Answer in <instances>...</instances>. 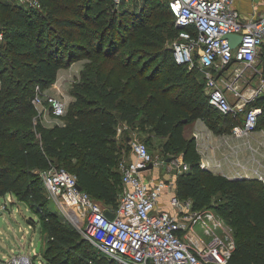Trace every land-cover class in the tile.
<instances>
[{
    "label": "trees",
    "instance_id": "1",
    "mask_svg": "<svg viewBox=\"0 0 264 264\" xmlns=\"http://www.w3.org/2000/svg\"><path fill=\"white\" fill-rule=\"evenodd\" d=\"M37 1L38 7L13 10L0 2L5 50L10 53L9 76L6 66L0 68V197L11 194L40 217L50 238L49 250L55 251L48 263L67 264L66 255L79 236L47 208L39 173L55 161L65 163L82 191L113 211L122 191V173L110 168L122 148L117 146L115 129L126 124L137 132L147 128L152 136L184 147L189 172L175 180L178 197L191 199L193 208L202 210L210 205L213 189L228 203L226 220L239 217L234 248L225 264H264V183L257 178L213 177L195 159L194 140L182 146L184 127L197 119L216 133H230L241 117L212 108L200 72L177 64L172 49L164 46L166 37L159 30L164 19L170 18L171 33L175 39L178 35L168 1L152 6L151 0H141L143 8L136 12L116 8L113 0ZM61 12L73 16H60ZM46 22L56 29L52 37L46 34ZM108 33L116 37L113 42L107 43ZM76 34L64 45L66 37ZM82 59L86 61L74 86L78 95L67 114V127L34 124L36 86L46 90L55 83L59 69ZM257 101L262 103L254 104L262 107L258 128L263 129L264 95ZM214 112L224 121L219 128Z\"/></svg>",
    "mask_w": 264,
    "mask_h": 264
},
{
    "label": "built area",
    "instance_id": "2",
    "mask_svg": "<svg viewBox=\"0 0 264 264\" xmlns=\"http://www.w3.org/2000/svg\"><path fill=\"white\" fill-rule=\"evenodd\" d=\"M128 0H113L116 8ZM29 7H38L29 0ZM178 35L172 45L177 64L196 68L202 75L208 93V104L222 114L240 116L230 134L244 137L258 132L262 107L251 104L264 95V0H247V8L238 0H168ZM228 34L240 35L241 42L229 45ZM1 35V33H0ZM237 65L234 68L233 66ZM250 70V82L259 76L258 86L252 85L242 73ZM233 70V71H232ZM243 79L245 87L241 85ZM32 104L40 114L45 107L54 117L65 113V103L35 88ZM228 93L235 96L229 101ZM134 159L121 165L122 191L117 207L109 219L103 206L88 193L77 189L76 176L66 169L51 167L41 172L48 198L66 202L84 210L91 243L106 256L120 264H225L234 242L215 234L219 223L213 214L193 208L191 199L178 197L174 184L168 180H145L152 169L166 166L157 159L143 141H131ZM210 164H202V167ZM207 165V166H206ZM180 169L187 170L183 164ZM181 171V170H179ZM147 176V175H146ZM264 183V174L256 173ZM169 191L172 211L158 209L163 192ZM200 225L207 240L202 246L187 242L181 231ZM200 242V241H199ZM8 264H34L30 256L13 257Z\"/></svg>",
    "mask_w": 264,
    "mask_h": 264
},
{
    "label": "rangeland",
    "instance_id": "3",
    "mask_svg": "<svg viewBox=\"0 0 264 264\" xmlns=\"http://www.w3.org/2000/svg\"><path fill=\"white\" fill-rule=\"evenodd\" d=\"M29 0H0L3 4L7 5L11 10L15 9L16 7L28 6ZM141 0H128L125 1L119 8L120 9H127L133 12H136L137 10H140V8H143V6L139 7L141 5ZM168 0H151L152 6L161 3L165 4V2ZM76 3V2H75ZM79 4H84L83 1H81ZM76 6L77 3H76ZM145 12V11H144ZM42 14L46 17L47 12L45 9H43ZM60 16H73L72 13H60ZM0 13V21L3 20L4 17ZM10 25H7L6 28H9ZM46 34L47 36H53L55 34V27L53 25H50V23L46 22ZM0 24V61L2 60V63H0V68H3L4 66L7 67V72L5 73V76H9V64H10V53L5 50V44H6V36L1 29ZM52 29V30H51ZM94 32L98 33L100 29H97L93 27ZM165 34V42L164 46L166 48L171 49L173 42L175 40V35L172 34L173 25L170 20V18H166L163 20V23H161V28L159 29ZM76 33V31H74ZM116 35L120 36L119 31H115ZM114 33V32H113ZM115 35V33H114ZM114 35L107 34L106 39L107 43L110 42V40L113 42L114 38H116ZM50 37V38H51ZM78 37V34L73 35L71 38L66 37L64 40V45L68 44V42H73L75 38ZM124 49V46L120 48L119 53H121ZM107 52H110L109 47L105 48ZM65 58H67V53L64 54ZM135 59V58H134ZM75 62V63H74ZM74 64L77 65H68L64 66L60 72L59 75H57V79L53 85H51L49 88H47L45 91L46 94L52 95L60 100H62L65 103V113L61 117H54L49 113L46 106L45 107H39L40 114H38V111L36 115L34 116L33 123L36 124L37 122H40L42 126L50 129L54 126H57L59 128H66L68 121H67V114L72 110V104L75 101L76 96L78 95L76 92V89L74 88L75 84L79 81V70L81 68L82 63H76L74 61ZM111 64V62L109 63ZM237 67V65H234L232 68ZM194 74L196 73L197 69L193 68ZM232 70V71H233ZM242 73L245 77L248 78L250 82V70L247 68L242 69ZM197 74V73H196ZM241 85L244 86L245 82L243 79L240 80ZM259 76H255L254 80L250 82L254 86H258L260 83ZM245 87V86H244ZM230 95V94H229ZM229 101L231 103L235 102V96L231 94L229 97ZM259 104L257 98L251 102V104ZM99 105V104H97ZM36 109V108H35ZM214 122L217 124V128H219L221 125H223V118L219 116L216 112L212 115ZM197 119L189 124H187L184 127L183 136H184V143L182 146H184L185 142L193 139V147L196 152L195 159L198 161L199 166L203 170H209L213 177L221 176L224 178H230L228 177L231 175L225 174L223 172H217V169H214L213 165L215 164V161L225 160L226 162H231L232 160L237 161V158L240 159L243 162V159L248 161V154L244 151H241L239 149V145H244L243 142H249L251 141L252 136H244V137H234L231 136L230 133L225 132L226 139H225V148H222L221 151H219L218 157H207L205 152L202 150V146H200V142L202 141L203 131L201 127H203L202 124L198 122ZM203 124L210 130L213 134H222V133H216V130H211L207 124L201 120ZM198 125H202L199 127ZM124 124H118L115 129V136H118V145L122 148H120V155L117 156V161L114 162L110 168L111 170H114L120 174L121 172V165L129 160H131L130 155V142L131 141H143L145 142L149 148L150 152L153 154V156L157 159H164L167 163L166 166L161 168V174L160 178L168 180V182H171L175 185V182L173 179L176 180L177 176L181 174L182 172H189V161L185 160V152L184 147H176L172 144L171 140H168L166 138L162 137H155L152 136V134L149 133L147 128H144L141 130V132H137V129H131L127 127L125 129ZM204 126V128H205ZM263 127V126H262ZM258 130V133H256V137H259V139L264 138V128ZM118 128L121 130L119 131ZM134 132V134L132 133ZM255 134V133H254ZM61 135V133H60ZM131 136L129 141H126V137ZM255 137V138H256ZM39 135L35 138L36 141H38ZM66 139V138H65ZM250 139V140H249ZM257 139V138H256ZM258 145L260 143L258 142ZM261 146V145H260ZM109 148V147H107ZM117 149V147H116ZM264 148L261 147V150L263 151ZM248 151V150H247ZM250 155V154H249ZM241 157V158H239ZM214 159V160H213ZM251 159V158H250ZM211 160V161H210ZM258 160V158H257ZM214 161V162H213ZM74 160L72 161V163ZM207 162L210 164V166L207 168L205 165L202 167V164H207ZM183 164L187 165V170H184L183 168L180 169ZM64 168L68 172H71L70 167H67L65 163H60L55 161L53 166L51 167H57ZM207 166V165H206ZM50 167V168H51ZM218 168V166H217ZM47 168L46 170H48ZM155 169V168H154ZM212 169V171L210 170ZM181 170V171H179ZM154 173V170H152ZM40 175V188L41 191L45 196H48L45 187L42 185V177L41 173ZM234 177L230 179H252L255 178L251 176H245L241 174H233ZM42 182V183H41ZM209 202L210 205L208 207H205L204 209L200 211H206L214 215L216 221L219 223V227L216 229L215 234L223 237L226 242H234V236L238 229L237 222L239 220V217L236 215H231V221L226 220L225 216L227 214H230L229 209H227V201L225 198H222L220 193L218 191H215L211 189L209 191ZM47 208H49L51 211L55 212L58 216V219L61 220L63 223H66L70 226L72 230H74L78 234V238L73 241L71 244V247L68 251V255H66V258H68L69 262L67 264H95L96 261H98V264H120L118 261L106 256L102 252H100L92 243L89 238V231H88V224L85 216V212L83 209L76 207V206H70L66 202L52 200V198H48ZM234 208V207H233ZM199 210V209H197ZM0 219L2 220V225L0 226V264H8L10 260L13 257L18 256H30L32 260L34 261V264H50L48 263V256H52L54 254V250H49V236L47 234V231L44 230L43 223L40 220L39 216L32 215V210L24 202H21L17 200L16 197H14L11 194H8L4 197H0ZM46 222L47 219H45ZM195 231L204 239L207 240V236L203 234V228L200 225L195 226ZM39 244V251H37V246ZM82 244L80 249H76L77 246ZM65 258V257H64Z\"/></svg>",
    "mask_w": 264,
    "mask_h": 264
},
{
    "label": "crops",
    "instance_id": "4",
    "mask_svg": "<svg viewBox=\"0 0 264 264\" xmlns=\"http://www.w3.org/2000/svg\"><path fill=\"white\" fill-rule=\"evenodd\" d=\"M238 6H242L241 8L245 9L247 8V0H238ZM86 60L82 59V60H78L76 61V63H82L81 64V68L79 70V72L81 71L84 62ZM75 63V62H74ZM72 63L71 65H77ZM62 69V68H61ZM58 71V75L60 70ZM229 95V93H228ZM198 122L200 124L203 125V127H201L202 125H198L199 127H201L202 131H203V136H202V141L200 142V146H202V150L203 152H205L207 157H218L217 155L219 154V151L222 150V148H225V139L227 138L225 133L222 134H213L210 130H208V128L203 124V122L201 120H198ZM125 129L128 127L126 124H124ZM205 126V128H204ZM118 130L120 131L121 129L118 128ZM134 134V132H132ZM256 133L255 132L250 134V136H252L251 141L249 142H243L244 145H239V149L241 151H244L246 154H248V161L243 159V162L237 158V161L232 160L231 162H226L225 160H220V161H213L215 164L213 165V167H215L214 169H217V172H223L225 174H229L231 173V175H229L228 177L232 178L234 177L233 174H243L245 176H251V177H256V173H261L264 174V149L263 151L261 150V147L264 148V138L259 139V137H256ZM232 136V135H231ZM235 137V136H234ZM257 139H256V138ZM130 138H132L131 136H127L126 137V141H129ZM115 140L118 141V136H115ZM250 140V139H249ZM258 142L260 143V145H258ZM248 150V151H247ZM131 155V159H134L133 154L130 152ZM241 158V157H239ZM251 158V159H250ZM258 158V160H257ZM214 160V159H213ZM211 161V160H210ZM218 166V168H217ZM149 170L147 173L145 172V177L144 179L147 180H159L160 178V174H161V169L159 168H155ZM152 170H154V173L152 172ZM212 171V169H210ZM253 174V176H252ZM167 178L163 179L166 180ZM175 182V179H173ZM169 191H165L163 192V194L160 196V199L158 201V205L157 208L158 209H165L168 211H172L171 206L169 205V196H170ZM183 236V238L187 241V242H195L197 243V245L200 247L202 246V241H204V239L195 231V226L190 228L188 231H181L180 232ZM200 241V242H199ZM191 245H193V243H191Z\"/></svg>",
    "mask_w": 264,
    "mask_h": 264
},
{
    "label": "water",
    "instance_id": "5",
    "mask_svg": "<svg viewBox=\"0 0 264 264\" xmlns=\"http://www.w3.org/2000/svg\"><path fill=\"white\" fill-rule=\"evenodd\" d=\"M226 39H228V42H229V45L234 48L238 43L241 42V36L240 35H234V34H228L225 36ZM148 168H152V164H149L148 165ZM77 189L79 191L82 190V188L77 185ZM105 214L106 216L109 218V219H112L114 217V214L110 211H105ZM2 220L0 219V226L2 225ZM37 251H39V244L37 246Z\"/></svg>",
    "mask_w": 264,
    "mask_h": 264
}]
</instances>
